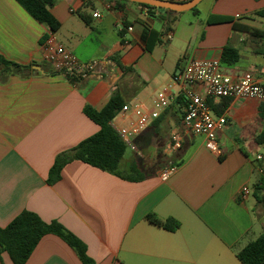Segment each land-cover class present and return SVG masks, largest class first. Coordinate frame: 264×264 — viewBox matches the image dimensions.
<instances>
[{
    "label": "crops",
    "instance_id": "0c3cea01",
    "mask_svg": "<svg viewBox=\"0 0 264 264\" xmlns=\"http://www.w3.org/2000/svg\"><path fill=\"white\" fill-rule=\"evenodd\" d=\"M124 1L56 0L50 13L59 27L53 32L16 0H0V58L29 67L16 74L0 64V228L23 211L47 224L56 221L95 264H242L236 251L264 233V211L253 196L264 168L257 142L264 114L253 100H209L213 113L227 118L217 132V153L190 133L177 150L164 152L171 134L182 131L185 102L175 101L133 138L135 150L127 147L121 161L124 170L137 164L142 179H121L74 160L57 182H47L58 154L99 131L84 108L100 111L115 92L124 105L150 109L189 60L220 61L227 45L238 50L239 61L220 65L221 73L233 80L244 73L264 78V47H256L264 46V28L254 24L264 0H203L204 8L184 20L162 11L151 17L145 7ZM164 18L173 20L170 30ZM50 34L79 61H98L95 72L74 83L52 71L42 58ZM193 90L204 94L202 86ZM127 119L118 113L110 126ZM171 166L174 172L162 181L159 174ZM243 187L250 190L246 199ZM150 214L179 227L164 230L146 219ZM0 264L13 263L3 253ZM25 264L81 262L48 234Z\"/></svg>",
    "mask_w": 264,
    "mask_h": 264
},
{
    "label": "trees",
    "instance_id": "16d2710c",
    "mask_svg": "<svg viewBox=\"0 0 264 264\" xmlns=\"http://www.w3.org/2000/svg\"><path fill=\"white\" fill-rule=\"evenodd\" d=\"M16 1L34 20L46 24L53 32L58 29L59 25L50 13V8L56 0ZM138 5L145 7L151 17L155 11H162L168 15L176 14L142 4ZM191 12L198 14L199 11L195 7ZM255 16L264 19V9L256 12ZM164 20L165 18L162 19V22ZM172 24L173 20H167L163 23L166 30H170ZM146 34L147 32H145L143 38L146 37ZM238 61L239 53L237 49L229 45L222 49L220 56L221 66L230 67ZM0 64L16 74H20L29 69L27 66H19L4 61L1 58ZM176 101L177 103L184 102L180 97ZM208 102L211 105V102ZM123 103L121 96L115 92L100 111L89 107L84 108L85 115L99 126V131L74 148L64 151L55 157L54 163L48 173L47 182L49 185L57 182L60 178L62 167L74 160L81 161L121 179L135 181L143 178L141 172L138 170L137 164H132L127 170L121 167V161L127 147L110 126V122L124 106ZM260 106L264 114V103L260 104ZM257 142L264 147V129L257 136ZM253 196L264 211V178L262 176L258 178V181L253 186ZM146 219L150 223L171 232L179 227V223L173 219L161 221L151 214ZM48 234L59 237L73 249L81 264H95L87 255L85 245L61 224L56 221L47 224L36 214L29 211L21 212L6 227L0 228V257L3 253H6L13 264H25L40 239ZM236 257L242 264H264V233L253 240H249L243 247L238 249L236 251Z\"/></svg>",
    "mask_w": 264,
    "mask_h": 264
},
{
    "label": "built area",
    "instance_id": "2783aa9c",
    "mask_svg": "<svg viewBox=\"0 0 264 264\" xmlns=\"http://www.w3.org/2000/svg\"><path fill=\"white\" fill-rule=\"evenodd\" d=\"M174 2H187L189 0H170ZM98 17V14L94 15ZM166 38L170 40L172 34ZM42 58L52 71L61 74L71 82H78L93 74L98 61L81 62L76 56L61 44L53 34L46 37L42 44ZM204 87V94L193 90V86ZM185 102V111L182 116L181 133L174 131L164 146L165 153L177 150L182 143L183 135L193 134L204 138L207 150L217 153V132L227 124L225 115H215L209 105L212 99L245 98L259 104L264 103V78H256L250 73H244L233 80L221 73L219 60L191 59L184 68L175 73L170 82L161 88L155 96L152 107L146 108L140 103L124 105L120 114L127 116L126 125L112 123L111 127L122 142L131 150H135L133 138L144 131L149 124L158 118L161 111L173 104L178 97ZM257 160L261 157L257 156ZM174 172V167L163 169L159 174L162 181H166ZM264 178V168L259 169ZM250 194L248 187L240 191L241 199Z\"/></svg>",
    "mask_w": 264,
    "mask_h": 264
},
{
    "label": "water",
    "instance_id": "95a60500",
    "mask_svg": "<svg viewBox=\"0 0 264 264\" xmlns=\"http://www.w3.org/2000/svg\"><path fill=\"white\" fill-rule=\"evenodd\" d=\"M125 1L136 4H142L157 9L167 10L174 13H182L185 11H191L193 8L197 7L203 0H189L187 2H174L170 0H125Z\"/></svg>",
    "mask_w": 264,
    "mask_h": 264
},
{
    "label": "rangeland",
    "instance_id": "374dc122",
    "mask_svg": "<svg viewBox=\"0 0 264 264\" xmlns=\"http://www.w3.org/2000/svg\"><path fill=\"white\" fill-rule=\"evenodd\" d=\"M207 1H204L203 3H200L198 6H197V9H203L205 4H206ZM179 14H182L180 16H182V20H184L185 18H192V13L191 11H185V12H182V13H179ZM255 26L258 27V28H264V19L263 18H259V17H256L255 18ZM256 47L258 48H261L263 49V45L261 44H256Z\"/></svg>",
    "mask_w": 264,
    "mask_h": 264
}]
</instances>
